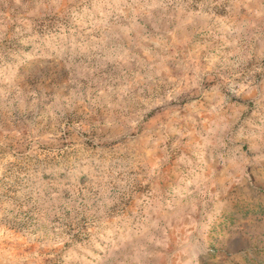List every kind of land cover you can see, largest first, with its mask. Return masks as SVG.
<instances>
[{"label":"rangeland","instance_id":"rangeland-1","mask_svg":"<svg viewBox=\"0 0 264 264\" xmlns=\"http://www.w3.org/2000/svg\"><path fill=\"white\" fill-rule=\"evenodd\" d=\"M0 264H264V0H0Z\"/></svg>","mask_w":264,"mask_h":264}]
</instances>
